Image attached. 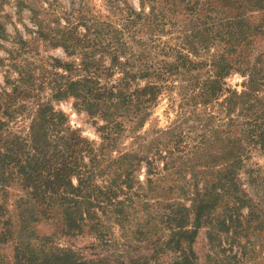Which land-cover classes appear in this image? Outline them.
Listing matches in <instances>:
<instances>
[{"label": "rangeland", "instance_id": "obj_1", "mask_svg": "<svg viewBox=\"0 0 264 264\" xmlns=\"http://www.w3.org/2000/svg\"><path fill=\"white\" fill-rule=\"evenodd\" d=\"M239 4V0H0L2 144L15 139L22 145L36 103L48 101L65 113L71 128L97 148L103 143L97 129L100 118L75 108L72 97L52 98V89L66 77L76 80L91 73L100 88L118 83L124 74L116 54L119 62H130L126 67L130 73L137 71L145 59L165 72L157 81L162 88L155 101L142 111L147 116L136 125L128 119L131 113L127 114L124 130L114 144L104 154L96 155L100 165L91 167V176L85 181L92 186L88 190L94 187L103 196L90 205L84 198L76 199L81 201L75 205L81 231L65 234L61 209H46L45 216L40 214L45 207L37 205V219L28 226L25 237L28 247L16 256L20 224L16 205L21 199L32 202L21 175L31 168L27 159L16 160L12 154L0 160V171L9 176L0 201L4 208L0 215V264H51L44 256L67 250L74 254L72 264L76 258L88 264H264V152L249 149L236 170L244 204L240 207L241 201H234L231 190L199 220L191 208L193 192H201L209 184L203 182L204 178H191L187 169L190 164L205 169L200 171H215L224 165L219 158L213 168L199 166L203 163L193 152L217 148L213 130H227L230 118L235 117V111L225 114L217 103L232 91L240 92L246 77L230 70L222 79L225 90L205 103L203 110L202 104H194L190 84L199 74L205 79L214 70L206 65L188 71L187 60L182 59H194L189 40L204 24H223L235 13L244 14L251 24L264 22V8L246 10ZM126 8L148 16L134 18L135 22L128 25ZM68 29L67 36L74 39L68 51L60 43L49 41L51 37L59 39ZM259 29L251 35L250 61L264 50V25ZM222 47L210 44L208 52L201 51L200 59ZM144 82L134 78L130 88ZM232 124L229 140L238 138L236 121ZM151 142L159 148L161 157L155 162L156 173L148 175L144 157L154 156ZM0 152L5 150L0 148ZM121 154L140 159L128 182L130 187L122 182L123 176L113 182V167L108 168ZM165 157L173 161L174 168H164ZM88 160L84 156V161ZM70 180L73 187L79 185L76 176ZM110 197L122 207L120 219L114 218ZM191 232L194 236L187 237ZM181 237L183 240L177 242ZM189 253L191 262H187Z\"/></svg>", "mask_w": 264, "mask_h": 264}, {"label": "trees", "instance_id": "obj_2", "mask_svg": "<svg viewBox=\"0 0 264 264\" xmlns=\"http://www.w3.org/2000/svg\"><path fill=\"white\" fill-rule=\"evenodd\" d=\"M240 7L246 10H259L264 8V0H239ZM127 9L126 22L128 25L135 22L134 18H145L146 14L136 12L133 9ZM233 19L225 18L223 24H204L203 29L195 31L189 40V52L194 56L192 58H184L187 60V69H198L201 66L211 67L214 72L204 79V74H199L190 84L191 98L194 104H202L205 109V103L218 96L225 90V82L222 79L234 69L246 77L243 82V89L240 92L232 91L223 102L217 103L225 114L234 112L235 117L230 118V123L225 129H215L213 142H217L216 149H208L207 151L193 152L196 160L200 161L202 167H215L219 158L224 165L215 171H200L205 169H197L195 165H187L191 178H204V183L209 186L203 188L201 192H193L191 208L194 212L196 220L201 218V214L213 208L215 203L224 198V194H231L233 191V199L241 205L244 203L240 198L245 196L243 191L238 188L236 182V170L242 165L244 155L248 154L249 149L258 148L264 152V50H262L252 61L247 56L249 44L252 42L251 35L260 32L259 28L264 22L251 24L244 14L235 13ZM214 23V22H213ZM214 24V25H215ZM43 31V30H42ZM68 31L60 33L59 39L51 37L49 41L60 43L65 51L71 47L70 41L74 40L69 37ZM199 37L200 40L197 39ZM193 37H196L192 39ZM54 39V40H53ZM200 41V42H199ZM210 44L223 45L222 50L216 49L215 53L209 54L200 59V53L208 52ZM115 57V56H114ZM115 60L123 66V78L116 84L108 87L100 88L96 86L93 80V74H88L84 78L73 79L65 78L64 82L59 83L52 89V98L59 99L72 97L75 99L73 106L78 110H84L91 116H97L102 121L97 126L101 133L103 143L95 148L93 142L81 135L76 129L71 128L65 113L55 109L48 101L37 102L32 115L29 133L27 139L22 145L14 140L1 143L0 148L5 150L0 152V160L9 155L19 158H25L29 163L30 172L23 173L21 179L24 180V186L29 189V197L32 202L19 200L17 206L19 215L18 239L15 247L16 256L28 247L29 239L25 240L28 234V226L32 221L36 220V208L45 207L40 214H46V209L60 208L63 212L60 222L65 234H74L81 231V223L76 220V199L84 198V203L90 205L96 202L98 197H102L103 193L96 188L88 190L91 185L86 184V179L91 176V167H98L100 160L97 154H104L108 146H112L116 136L124 130V122L127 114L131 113L128 118L137 125L142 121L147 112L142 114L143 109L149 107L156 99L159 90L157 81L160 80L165 72L163 67H155L152 62L145 61L141 67L135 72L130 73L127 66L129 61L119 62L116 54ZM197 60V61H193ZM67 67L68 65L65 64ZM168 73V72H166ZM64 77V76H63ZM139 77L144 79L143 85H134L130 88V81ZM203 78V80H201ZM160 83V81H159ZM197 89V90H196ZM196 91V92H195ZM195 92V93H194ZM215 118L214 116H211ZM125 118V119H124ZM236 121V134L238 138L230 139L228 130L233 122ZM4 123L0 119V130ZM229 128V129H228ZM1 136V135H0ZM1 138V137H0ZM206 139V136H201ZM203 141L202 143H204ZM150 148L153 151V158H145L148 165L147 174L153 175L155 170V162L161 157L159 148L156 149L154 142H151ZM15 147V148H10ZM22 147V149H21ZM24 147V148H23ZM198 148V147H197ZM17 149V150H16ZM15 150V151H14ZM250 150V151H251ZM214 151V152H211ZM156 155V157H155ZM84 156L88 157V162L84 161ZM121 154L117 159L112 160L109 167H113V176L117 182L123 176L127 187L129 181L133 178V170L138 165L140 159L135 156ZM164 168H174L170 159L163 158ZM190 163V162H189ZM76 176L79 185L73 187L71 185V176ZM207 177L211 178L206 179ZM9 176H5L0 171V201L4 197V188ZM148 182H153L152 178L147 177ZM196 185V183H193ZM111 186H116L111 183ZM232 190V191H231ZM114 190L110 188L112 193ZM85 193V195H83ZM111 197L108 203L113 205ZM115 219H120L122 207L114 204ZM239 208V206H237ZM4 212L3 203L0 202V215ZM120 214V215H119ZM195 232L187 233V237H193ZM1 235V233H0ZM183 238H178L180 242ZM67 250L59 254H50L44 256L51 264L62 262L63 264H72L75 258L74 254ZM21 254V253H20ZM15 256V257H16ZM76 258L75 264H88ZM190 253L187 254V262H191ZM81 261V262H77ZM46 262V261H45ZM2 264V263H1ZM133 264H136L133 262Z\"/></svg>", "mask_w": 264, "mask_h": 264}]
</instances>
